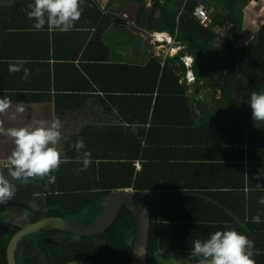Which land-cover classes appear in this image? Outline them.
<instances>
[{"label": "trees", "instance_id": "trees-1", "mask_svg": "<svg viewBox=\"0 0 264 264\" xmlns=\"http://www.w3.org/2000/svg\"><path fill=\"white\" fill-rule=\"evenodd\" d=\"M113 1H108L109 6ZM132 1L139 6L138 24L151 32H168L185 45L176 55L167 57L165 61L154 55L145 63L127 65L110 62L108 61L111 58L110 47L103 43L100 35L117 21L114 19L115 16L104 14L98 7L96 8L98 14L96 19L100 24L94 36L100 38L99 41L106 50L104 58L106 61L101 64L98 77L93 73L91 77L101 90L108 91L107 89L112 88L109 84L115 77L110 76L114 68L137 71L136 85L125 88L131 92L128 96L140 100L139 106H146V119L150 107H153L155 114L152 115L151 126L146 134V144H143V137L134 136L131 139L133 145L129 143V150L134 149L133 153L126 151L121 154H108L102 152L103 148L98 140L78 137L74 143L82 139L86 150L91 153L92 163L86 170H79L82 164L76 162L78 153L73 147L70 154L71 162L62 164L58 171L52 173L56 177L55 183H50L47 177L27 184L12 181L17 187L13 198L23 201L32 209L24 224L49 216H62L89 224L100 216L105 203L115 191L132 188L148 201L150 208L151 226L147 259L152 264H157L155 256L164 253L167 256L179 254L192 262L197 260L189 256L193 242L196 239L205 240L210 232L227 226L190 224L184 222L182 213L177 214L175 209L167 211L164 207V178L169 171L164 172V165L169 167V164L164 162V147L152 146L156 144V141L151 139L152 132L159 131L160 128L151 127L157 125V122L167 123L157 119V112H164V108L173 111L172 109H175L173 105L180 101L183 104H190L191 96L189 97L185 83L180 82L182 72L185 70L181 58L184 53H188L194 57L192 69L197 81L202 80L204 84L221 88V97L224 100L235 102L238 99L242 102L246 117L234 125V129L241 134L247 126L250 159L264 155V122L252 120L248 104L253 91H264V23L253 26L255 30L253 37L247 44L236 47L234 39L244 31L245 7L250 6L251 0H151L150 6H147V0ZM32 2L33 0H0V76L5 79L14 77L8 83L1 78L2 88H9L20 73L17 72V75L10 73L9 63L33 59L31 46L37 33L32 28L33 20L27 17L25 11L27 5ZM199 3H203L209 11L211 16L209 24L200 23L194 14V9ZM217 39H220L224 46L223 55H219L218 50L214 49V42ZM93 41L94 38L90 46L94 45ZM38 56L35 57L44 58L46 54ZM24 67H28V64L25 63ZM45 74L46 78L39 82L31 76L23 81L29 88L31 84L38 83V87L48 89L49 77L46 72ZM123 77L127 78V75ZM89 87L91 88V85ZM224 128L225 126L218 130ZM110 142L111 140H108L105 147L109 148ZM137 159L142 164L139 170L135 165ZM0 172L11 180L7 169L0 168ZM174 204L178 207L179 200L177 199ZM10 208L19 209L21 212L25 209L19 204L10 205L6 210ZM9 225L10 232L4 235L0 233V264H9L7 247L11 237L19 229L15 223L10 222ZM136 233L134 212L129 205H124L114 223L103 232L77 235L62 229H41L23 237L19 242L16 257L19 264H66L74 261H81L74 264H86L85 262L124 264L132 258ZM45 235L53 236L58 242L45 241L43 239ZM250 237L256 245L264 243V233L252 234ZM255 250L257 254L253 259L256 264H264V251Z\"/></svg>", "mask_w": 264, "mask_h": 264}, {"label": "crops", "instance_id": "crops-1", "mask_svg": "<svg viewBox=\"0 0 264 264\" xmlns=\"http://www.w3.org/2000/svg\"><path fill=\"white\" fill-rule=\"evenodd\" d=\"M94 1L85 0L81 18L71 31H50L47 26L43 31L34 30L37 33L31 46L34 56L24 61L28 64L26 68L31 67L30 76L38 82L46 78L45 72L48 74V89L38 87V83L29 88L25 79H21L22 72L15 73L17 76L9 88L0 87V98L9 97L13 106L6 116L0 117L4 127H32L38 121L58 117L62 123L58 147L62 157L69 159L78 137L98 140L104 153H133L134 149L129 150L131 139L143 137L146 144V134L155 114L150 107L146 119V106H139L140 100L128 96L131 92L125 87L136 85L137 71L114 68L110 76L115 77L108 91L94 83L91 73L98 77L100 66L106 61V50L100 38L94 36L100 24L96 19L97 7L102 13L115 16L117 21L106 32L101 35L99 32L103 43L110 47V62L145 63L154 55L165 61L185 47L168 32H151L138 24L139 6L135 1L114 0L110 6L109 0ZM249 4L245 8L252 12L256 9L258 13L254 14L258 17L247 21L245 12L250 33L244 30L235 37L236 47L247 44L255 32L253 26L264 22V0H251ZM150 5L147 0V6ZM158 34L164 35L162 40ZM93 38L94 45L90 46ZM218 45L223 51L218 50ZM214 49L219 55L225 54L220 39L214 42ZM44 53V58L35 57ZM189 57L194 59L188 53L181 59L189 61ZM192 75L196 77L191 63L185 66L180 79L191 96L190 104L180 101L173 105V111L164 108V112H157V119L167 123L157 122L151 127L160 128L152 132L151 139L156 141L152 146L164 147V162L169 164V167L164 165V172L169 171L164 178V207L169 212L175 209L177 214L182 213L186 223L227 226L218 230L234 228L253 240L250 235L264 233V204L258 202L264 196V178L255 179V174L264 168V155L250 159L247 126L241 134L234 129L246 117L242 102L224 100L221 88L192 80ZM17 103H23L26 110L13 120L11 115ZM224 126V130H218ZM108 140H111L109 148L105 147ZM13 148L12 139L0 134V160L6 159ZM135 165L138 170L142 167L138 159ZM257 183L262 187L258 188ZM177 199L178 207L174 204ZM257 214L261 222L253 223L252 217ZM262 248L264 243L255 244L257 251H264Z\"/></svg>", "mask_w": 264, "mask_h": 264}, {"label": "clouds", "instance_id": "clouds-1", "mask_svg": "<svg viewBox=\"0 0 264 264\" xmlns=\"http://www.w3.org/2000/svg\"><path fill=\"white\" fill-rule=\"evenodd\" d=\"M85 0H33L25 9L26 15L33 20V30L43 31L47 26L50 31L68 32L73 30L81 18ZM90 7V5H88ZM185 60V58H183ZM184 61L185 66L193 63L191 57ZM24 60H17L8 65L10 73L23 72L21 79H28L31 70L24 67ZM194 77V78H193ZM195 80L194 75L191 76ZM248 104L251 108L253 121L264 122V91H253ZM12 101L5 96L0 98V117H4L11 109ZM23 103H17L11 115L16 119L17 114L25 112ZM62 123L58 117L50 121H38L32 127H4V120L0 119V134L10 137L14 148L6 159L0 160V168L7 169V178L0 172V204H5L16 195L17 187L12 181L27 184L37 179L47 177L50 183H55L56 177L52 173L58 171L64 163L71 162L62 157L59 143L62 138ZM78 153L76 162L81 163L80 171L86 170L92 163L91 153L86 150L82 139L74 143ZM264 178V168L255 174V179ZM257 187L262 185L257 183ZM264 204V196L259 201ZM253 223H260V215L252 217ZM257 254L255 242L236 229L217 230L205 240L196 239L190 249L189 256L197 258L199 264H256L253 257Z\"/></svg>", "mask_w": 264, "mask_h": 264}, {"label": "water", "instance_id": "water-1", "mask_svg": "<svg viewBox=\"0 0 264 264\" xmlns=\"http://www.w3.org/2000/svg\"><path fill=\"white\" fill-rule=\"evenodd\" d=\"M26 205V204H23ZM124 205H129L136 217V238L132 252V258L124 264H152L147 259L149 244V231L151 226V213L148 201L133 189L124 188L115 191L105 203L100 216L89 224H82L62 216H49L19 227L11 237L7 247L9 264L16 263V249L23 237L38 232L41 229H62L77 235H94L103 232L110 227L119 215ZM5 205L0 206V212ZM9 226L0 220V233L3 235L9 230ZM48 242H55L53 237L46 238ZM86 264H93L85 262ZM71 264V263H66ZM175 264H199L198 260L189 262L187 257L177 256Z\"/></svg>", "mask_w": 264, "mask_h": 264}, {"label": "rangeland", "instance_id": "rangeland-1", "mask_svg": "<svg viewBox=\"0 0 264 264\" xmlns=\"http://www.w3.org/2000/svg\"><path fill=\"white\" fill-rule=\"evenodd\" d=\"M151 3V1H150ZM252 5V4H251ZM245 12H246V18H247V21H253L255 19V17H258L257 15H255L254 13H258L257 10H253L252 11H249L248 8H245ZM138 16V15H137ZM254 18V19H252ZM264 23V22H263ZM261 23L259 22V24L257 23L256 26L260 25ZM246 25V24H245ZM246 28H244V30L246 31V33H250V28L251 27H248V25L245 26ZM252 33V32H251ZM247 37H245L244 39H246ZM218 50L220 51H223L221 45H218ZM16 202V203H15ZM9 205H16L17 204V200L15 201H12L10 203H8ZM20 212V213H19ZM2 216L4 217L5 220L7 221H10L12 223H15V224H23L24 221H26V219H22V216L23 217H28V214L26 213H21V210L19 209H15V208H10L9 210H5L2 212ZM135 242V241H134ZM170 256V255H169ZM169 256L167 255H164V253H159L157 254V256H155V261H157L158 263L157 264H174V261H172L171 259H169ZM174 259V257L176 258L177 256L175 255H171ZM170 256V257H171Z\"/></svg>", "mask_w": 264, "mask_h": 264}, {"label": "flooded vegetation", "instance_id": "flooded-vegetation-1", "mask_svg": "<svg viewBox=\"0 0 264 264\" xmlns=\"http://www.w3.org/2000/svg\"><path fill=\"white\" fill-rule=\"evenodd\" d=\"M15 200H17V204H19V205H21V206H23L25 209H24V211L23 212H21V213H26V214H28L29 212H32V209H29V207H27V205H23L24 204V202L23 201H20V200H18V199H12V200H10V201H8L7 203H5V204H0V206L1 205H5L4 206V208L2 209V211L0 212V220L5 224V225H7V226H9L10 228H9V230L7 231V232H10L11 231V226L9 225V223H10V221H7V220H5L4 219V217L2 216V212L3 211H5L6 209H7V207L8 206H10L8 203H10V202H12V201H15ZM16 203V202H15ZM14 205V204H13ZM20 213V212H19ZM22 219H26L27 220V218L26 217H23L22 216ZM37 221V220H36ZM25 222V221H24ZM34 222V221H33ZM28 223H31L30 221L29 222H27V223H23V224H16L18 227H21V226H23V225H26V224H28ZM7 232H5L4 234H6ZM3 234V235H4ZM48 237H53V236H50V235H45V236H43V239L46 241V238H48ZM54 238V237H53ZM48 242V241H47ZM55 242H58V240H56L55 239ZM18 247H19V245H18ZM18 251H19V249L17 248L16 249V255H18ZM173 257L171 256V260L172 261H174V264H175V257H174V259H172ZM78 262H81V261H74V262H70L71 264H74V263H78ZM9 263V262H8ZM16 263L17 264H19L18 263V261H17V257H16Z\"/></svg>", "mask_w": 264, "mask_h": 264}, {"label": "built area", "instance_id": "built-area-1", "mask_svg": "<svg viewBox=\"0 0 264 264\" xmlns=\"http://www.w3.org/2000/svg\"><path fill=\"white\" fill-rule=\"evenodd\" d=\"M194 14L197 16V18L199 19L200 23H202L204 25L205 24H209L211 22V16L209 14V11H208L207 7L203 3H199L195 7ZM168 39L171 41V36ZM153 43H155L154 40H153Z\"/></svg>", "mask_w": 264, "mask_h": 264}, {"label": "bare ground", "instance_id": "bare-ground-1", "mask_svg": "<svg viewBox=\"0 0 264 264\" xmlns=\"http://www.w3.org/2000/svg\"><path fill=\"white\" fill-rule=\"evenodd\" d=\"M158 37H159L160 40H162V38L164 37V35L163 34H158Z\"/></svg>", "mask_w": 264, "mask_h": 264}]
</instances>
